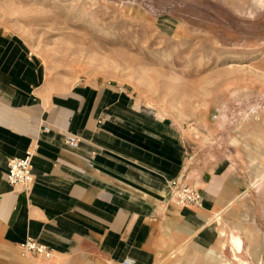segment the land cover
I'll return each mask as SVG.
<instances>
[{
  "label": "crops",
  "instance_id": "crops-1",
  "mask_svg": "<svg viewBox=\"0 0 264 264\" xmlns=\"http://www.w3.org/2000/svg\"><path fill=\"white\" fill-rule=\"evenodd\" d=\"M163 125L116 85L53 84L25 41L0 30V264H230L226 247L243 263L237 230L219 228L226 238L208 248L209 223L221 224L223 208L209 192L199 190V207L170 197L187 165L177 132ZM29 147L34 180L25 193L6 170ZM27 238L53 256L22 253Z\"/></svg>",
  "mask_w": 264,
  "mask_h": 264
},
{
  "label": "rangeland",
  "instance_id": "rangeland-1",
  "mask_svg": "<svg viewBox=\"0 0 264 264\" xmlns=\"http://www.w3.org/2000/svg\"><path fill=\"white\" fill-rule=\"evenodd\" d=\"M0 30L53 84L116 85L177 132L175 181L223 207L208 248L234 229L264 264V0H0Z\"/></svg>",
  "mask_w": 264,
  "mask_h": 264
},
{
  "label": "built area",
  "instance_id": "built-area-1",
  "mask_svg": "<svg viewBox=\"0 0 264 264\" xmlns=\"http://www.w3.org/2000/svg\"><path fill=\"white\" fill-rule=\"evenodd\" d=\"M48 130V128H44ZM65 143L69 146H76L78 138L76 136H67ZM33 156L34 148L29 147L24 156L14 157L8 160L6 170V181L16 191L28 193L31 189L33 177ZM177 181L171 182L170 197L180 206H200L201 194L187 185H178ZM22 253L36 256L44 259H50L53 256V250L33 238H27L19 245ZM122 264H135V260L126 257L122 260Z\"/></svg>",
  "mask_w": 264,
  "mask_h": 264
},
{
  "label": "bare ground",
  "instance_id": "bare-ground-1",
  "mask_svg": "<svg viewBox=\"0 0 264 264\" xmlns=\"http://www.w3.org/2000/svg\"><path fill=\"white\" fill-rule=\"evenodd\" d=\"M231 240H232V243H239V242H240L239 237H236V236H233V238H232ZM235 246H236V245H235ZM240 247H241V246H240ZM236 249H239V250H240L239 247H238V248L236 247L235 250H236ZM236 259H237V258H235V260H236ZM239 261H240V260H239ZM239 261H238V262H239ZM243 263L245 264V262H243Z\"/></svg>",
  "mask_w": 264,
  "mask_h": 264
}]
</instances>
